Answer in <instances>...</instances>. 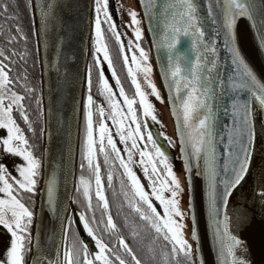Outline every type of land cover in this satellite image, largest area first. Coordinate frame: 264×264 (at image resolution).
<instances>
[{
  "label": "snow or ice",
  "instance_id": "6c2138e0",
  "mask_svg": "<svg viewBox=\"0 0 264 264\" xmlns=\"http://www.w3.org/2000/svg\"><path fill=\"white\" fill-rule=\"evenodd\" d=\"M140 2L144 3L145 0ZM216 2L222 14L220 26L225 37L224 46L235 71L227 81L212 75L216 61L209 60L206 53L211 51L214 54L216 46L211 36L206 38L204 25L207 17L200 14L198 0H170L165 5L167 15L162 37L169 49L168 62L160 69L164 77L162 84L168 88L165 95L152 78L153 65L149 50L139 42L143 30L137 9L132 7L128 10V27L134 32L135 40L129 38L125 42L110 10V0H95L93 60L87 65L85 128L81 146L82 161H86L89 173L84 174L85 163L82 162L81 174L74 183L75 193L67 197L68 200H76L80 206L79 214L76 216L68 213L67 205L62 209L65 215L61 217L60 241L53 245L55 255H44L39 240H36V255L32 256L31 264H204L200 253V237L195 227L192 197H189L187 207L182 206L181 194L185 188L180 175L174 170L168 152L157 141L151 129L145 131L147 117L153 121L159 119L150 95L160 101H171V111L176 117L175 128L179 133V150L183 154V170L189 185L194 168L200 169L205 178L204 196L213 225V240L222 264H253L248 258L249 251L242 234L238 235L232 230L233 215L236 223L240 224L247 221V212L236 209L233 213L229 206L234 190L246 180L253 162V143L256 137L254 113L257 108L264 110V65L258 71L238 41L245 23L256 27L258 19L264 22V0ZM27 5L33 10L37 7L34 0H27ZM151 6L145 4V8ZM55 7L53 2L39 5L40 21L36 31L45 38L46 47L52 37L50 25L54 28L57 19ZM115 7L119 9L120 5L115 4ZM208 11L215 15L211 5ZM0 14L17 21L13 25L15 32L6 25H0V31L7 28L6 40L15 42L21 36L27 39L18 3L2 0ZM102 22L119 42L124 62L128 65V75L135 87L132 94L126 91L113 65ZM259 27L257 51L264 53V23H260ZM182 34L191 38L190 49L173 53ZM54 39L59 59L64 37L57 32ZM133 47L139 50V55L133 51L129 56L126 49ZM13 55L23 59L24 54H17L15 49L10 54L6 47L0 46V228L9 234L8 242L0 250V264H28V252L33 243L31 225L35 215L28 200L33 199L37 191H41L42 194L46 193L48 204L54 209L57 180L54 173L46 174L44 189L39 188L42 160L36 154V146L26 131L35 132L31 109L26 103L35 89L27 79L26 68L23 69V78L12 75L15 63ZM94 66L98 91L106 100V105L97 101L92 92ZM105 67L111 70L115 87L105 74ZM138 72L143 73L148 90L138 78ZM217 83L222 96L228 94L225 89L232 96L230 103L233 122L226 126L227 144L222 153L217 151L215 110L209 103V97L216 95L214 87ZM36 103L39 109V96L36 97ZM161 135L167 138L168 144L174 143L166 132ZM141 141L144 143L141 144ZM98 152L103 153L104 163L109 165L108 185L113 182L114 168L123 170L120 188L123 200L143 221L137 224L125 215L124 227L128 229V235L135 241L139 236V228L151 231L153 241H165L159 253L149 244L151 255H140L126 235L122 234L123 229L114 218L106 195ZM137 152L139 158L134 160ZM136 164L141 166L147 181L142 182L134 167ZM261 177L264 181V166ZM254 194L264 209V182L256 185ZM113 196H116L115 191ZM123 206L117 202V215ZM186 218L191 221L189 234L196 241L195 244L185 234V228L188 227ZM77 221L82 223V230L88 233L91 245L80 234L81 230L73 229ZM69 233H72L71 236Z\"/></svg>",
  "mask_w": 264,
  "mask_h": 264
},
{
  "label": "water",
  "instance_id": "95a60500",
  "mask_svg": "<svg viewBox=\"0 0 264 264\" xmlns=\"http://www.w3.org/2000/svg\"><path fill=\"white\" fill-rule=\"evenodd\" d=\"M134 1L140 16L143 37L149 50L154 72L162 93L166 95L168 88L162 84L164 77L160 74V69L168 62L169 49L162 37L164 35L165 16L167 15L165 5L170 0H145L144 3H141L140 0ZM50 2L56 5L54 11L57 19L54 28L50 25L49 30L52 37L49 38L46 47L45 38L38 34L36 29L39 27L40 21L39 5H47ZM34 3L37 5L35 10L29 6L39 68L42 116V169L39 188L44 189L46 174L54 173L57 180V200L53 209L48 204L46 193L42 194L41 191H37L34 206L35 215L31 227L33 243L28 255V264H31L32 256L36 255V240H39V246L44 255L49 253L55 255L53 245L60 241L61 217L65 215L62 209L65 205H67L68 213L76 215L72 211L73 199L68 200L67 197L73 195L74 190L81 100L89 53L93 9V0H34ZM198 3L200 14L207 17L204 25L206 38L211 36L216 46L214 54L211 51L206 53L209 60L216 61L212 75L227 81L228 77L235 71V66L232 65L231 57L224 46L225 37L220 26L222 16L220 7L216 0H198ZM145 4L152 6L145 8ZM210 5L214 16L208 11ZM260 23L264 22L258 19V26L256 27L245 23L241 28L238 41L243 45V51L251 58L258 71L260 66L264 65V53L257 51ZM57 32L64 37L59 59H57L54 39ZM190 45L191 38L182 34L180 42L172 51L173 53L185 51L190 49ZM210 47L211 45H209ZM109 71L111 70L105 67L106 75ZM174 90L173 87V92ZM214 91L216 95L209 97V103L215 110L217 151L222 153L227 144L228 128L226 126H230L233 122L230 103L232 96L228 89H225L228 94L222 96L218 83L215 85ZM165 102L177 147V154L172 152L168 155L173 164L181 167L182 170V178L185 183V207L189 203V197H192L191 203L196 217L195 227L200 237L201 256L204 264H222L221 258L217 254L216 243L213 240V225L210 222L204 196L205 178L200 169L194 168L191 173V185H189L186 172L183 170V154L179 150V133L175 128L176 117L171 111V101L166 99ZM253 119H257L264 127V110L257 108ZM261 162L262 159L255 164L256 166L253 165L255 168L250 170L246 180L234 190L231 198L238 208L236 206L234 208L232 203L229 206L233 213L236 209L247 212V221L240 224L236 223V217L233 215L232 230L238 235L242 234V239L246 241L249 251L248 258L253 261V264H264V209L260 206L262 210L258 211L257 216H254L252 214L254 202L249 195V193L254 194L257 184L264 182L261 177V169L264 165ZM250 187H252L251 190H249ZM188 222L190 229L192 227L191 221L188 219ZM75 225L77 229L81 230L80 234L87 239V232L82 230V223L77 221ZM188 239L193 244L196 243L189 233Z\"/></svg>",
  "mask_w": 264,
  "mask_h": 264
},
{
  "label": "flooded vegetation",
  "instance_id": "af4514ba",
  "mask_svg": "<svg viewBox=\"0 0 264 264\" xmlns=\"http://www.w3.org/2000/svg\"><path fill=\"white\" fill-rule=\"evenodd\" d=\"M95 0H93V9H92V30H91V35H90V39H89V53H88V59H87V65L89 63L92 62L93 60V49H92V39H93V34H94V16H95ZM141 26V25H140ZM102 28H105V37H106V42L109 46V50L110 53L112 55V59H113V65L117 70V74L121 77V83L124 85L126 91L129 94H132L135 90L134 85L131 83V77L128 75V71H127V66L124 62V58H123V54L120 51V45L119 42L115 39L114 36L111 35L110 32L107 31L106 29V24H104L102 22ZM33 33V30H32ZM141 42L143 43V38L141 39ZM144 46H146L143 43ZM0 46H4L8 49L9 53L11 54V50L15 49L16 44H14L12 41H8L5 39H1L0 40ZM17 54H22V52H17ZM102 55V53H101ZM37 56V55H36ZM13 60L15 61L14 65H13V69H12V75H17L18 72L20 71L19 68H21L22 70L24 69V63L22 61V59L19 58V55H13L12 56ZM106 64V62H104ZM38 66V65H37ZM86 74H87V67H86ZM24 76V75H23ZM22 76V77H23ZM97 72H96V68L95 66L93 67V87H92V92L96 98L97 101H100L101 103H104L105 105L107 104L106 100L104 99V97L102 96V94L98 91V87H97ZM31 87L33 88V86L31 85ZM35 88H38V93L40 95V84H39V80L37 81V85ZM18 90H22V89H18ZM36 95L37 93L34 92L33 96H34V103L36 104ZM86 95H87V84H86V75H85V82H84V86H83V92H82V100H81V116H80V128H79V140H78V149H77V159H76V170H75V179H74V183L75 181L78 180L80 174H81V163L84 162L85 163V168H84V174L88 175L89 173V169L87 168L86 165V161H82V154H81V146H82V141H83V136H84V128H85V115H84V104H85V100H86ZM26 103L29 104L30 109H31V115H32V119H33V111H32V107L30 102H28V99L26 100ZM96 119L95 115H94V120ZM148 120V125L146 126V129H151V131L153 132V135L156 137L157 141L162 145V147H164L166 149V151L169 153H175L177 154V147H176V139L174 136V132H173V126L172 123H170V130L168 128V126H162L161 124H159L157 121H153L151 119V117H147L146 118ZM171 120V119H170ZM33 121H35L33 119ZM109 123L110 119H109ZM115 127V125H113ZM28 132V134L32 137V135L30 134L31 130H26ZM162 132H166L168 134V136L172 137L174 143L173 144H168L167 138L163 135H161ZM144 141H141V144H143ZM36 154L38 156H40L41 160H42V150H41V145H40V150L36 149ZM114 155V154H112ZM139 158V153L137 152L135 154L134 160ZM98 159L100 160L101 163V170H102V174L104 175V180H105V191H106V195L108 196V199L110 201L111 204V210L112 213L114 215V218L117 220L118 224H120L121 228L123 229V233L124 235H126V238L129 240L130 243H132L134 245V247L136 248L137 252L140 255H144V256H148L151 255V253L148 250V245L152 244L153 247L155 248V250L157 251V253H159L160 249L162 246L165 245V241L163 240H157V241H153L152 240V236L153 233L149 230H146L144 228H139V236L137 237V239L135 241L132 240V237L130 235H128V229L124 227V216L126 215L128 217V219L130 221H134L137 224H142L143 221L140 220V218L138 216H136L133 212V210L131 208H129L127 206V202L123 200V192L120 191L121 188V173H122V169L114 168L113 170V182L111 185H108L107 183V171H108V164L104 163V155L101 152H98ZM116 165H119V161H116ZM134 167L137 169L138 175L141 176V180L142 182L147 181V177L143 175L142 170H141V166L139 164L134 165ZM174 170L178 172V174L180 175V179H181V183L185 188V183L183 181L182 178V170L181 167H177L173 164ZM41 178V176H40ZM93 183H94V178H93ZM115 191L116 196H113V192ZM75 193V188L73 190V194ZM36 195L37 192L35 194H33V199L28 200V203L32 206L33 210H34V206H35V199H36ZM94 202H95V198H94ZM117 202L122 203L124 206L122 209H120V214L117 215V207L116 204ZM181 204L182 206L185 207V191L181 194ZM79 205L77 204L76 200L73 199V212L76 213V215L79 214ZM72 212V213H73ZM97 216H99V211H97ZM186 224L188 225V227L185 230V234L188 238V233H189V222L188 219L186 218ZM32 227V225H31ZM73 229L77 230L75 223L73 224ZM8 233L3 229L0 228V242H4L5 241V236ZM87 240H89V243L91 245V240L88 237V233H87Z\"/></svg>",
  "mask_w": 264,
  "mask_h": 264
},
{
  "label": "trees",
  "instance_id": "16d2710c",
  "mask_svg": "<svg viewBox=\"0 0 264 264\" xmlns=\"http://www.w3.org/2000/svg\"><path fill=\"white\" fill-rule=\"evenodd\" d=\"M2 2V0H0ZM10 3H18L20 6V10L22 13V19H23V26L25 28V31L27 32V39H25L23 36H21L17 41L13 42L16 44L15 50L19 53L22 52L23 55V63H24V69H27V79L30 81V85L33 86L35 89L33 92H31L30 97L28 98V102H30L32 111H33V119L35 132L30 131V134L32 135V142L35 144L36 149L40 150L41 145V130H42V116H41V108L39 106V109L37 108V103H34V92L37 93L36 97L39 96L38 88H35L37 85V81L39 80V68L37 63V56H36V49H35V41L34 36L32 33V22H31V16H30V6L27 5V0H9ZM17 23V21H13L10 19H7L3 14H0V25H6L8 28H11V31L15 32L16 29L13 27V25ZM7 28L4 29V31H0V40L5 39L6 37ZM143 43L146 45L144 39ZM20 71L18 72L17 76L24 75V72L21 68H19ZM72 233H69V236H71ZM29 253V252H28Z\"/></svg>",
  "mask_w": 264,
  "mask_h": 264
},
{
  "label": "rangeland",
  "instance_id": "374dc122",
  "mask_svg": "<svg viewBox=\"0 0 264 264\" xmlns=\"http://www.w3.org/2000/svg\"><path fill=\"white\" fill-rule=\"evenodd\" d=\"M115 4H119L120 5L119 9H117L115 7ZM109 6H110V10L112 11V15H113L114 19L116 20L121 32L123 33L122 38L125 40V42L129 38L135 40L134 32L132 31V29L130 27H128V24L130 23V17H129V14H128V10H129V8H132V7L136 8L135 1L134 0H110V5ZM139 42L142 44L143 47H145L147 49V47L144 46L141 41H139ZM126 50H127L128 54H129V56H131V53L133 51H135L137 53V55H139V50L135 49L134 47L133 48H127ZM126 66L128 68L127 64H126ZM107 75L110 78V82H112L114 87H115L114 78L111 77V71H109ZM137 76L141 80L142 85H145L146 90H148V88L146 86V82L144 81V78H143V73L142 72H138ZM152 78L155 80L157 86L160 87L159 83H158V80H157V77H156V74L154 72V68H153V72H152ZM117 91H118V89H117ZM149 98L153 99V101H154V103L156 105V110H157L158 117H159V119L156 120V121L159 124H161L162 126H168V128L170 130V125H171L170 123H172V122H171L170 117H169V113H168L166 102L165 101H160V100L156 99L154 96H151V95H150ZM111 126L114 128L113 125H111ZM118 143L121 144V145L123 144L122 141H118ZM125 155H126V153H125ZM251 189H252V187L249 188V190H251ZM247 191H248V189H247ZM249 195L251 196V199L254 202L253 206H252V208H253L252 214L254 216H257L258 211L262 210L260 208L259 198L255 194L252 195V194L249 193ZM186 228H185V230H186ZM8 240H9V234H7L5 236V241L4 242H0V250L4 249V246L8 242Z\"/></svg>",
  "mask_w": 264,
  "mask_h": 264
},
{
  "label": "bare ground",
  "instance_id": "6f19581e",
  "mask_svg": "<svg viewBox=\"0 0 264 264\" xmlns=\"http://www.w3.org/2000/svg\"><path fill=\"white\" fill-rule=\"evenodd\" d=\"M254 120H255V127H256V137L253 143L254 156H253V162H252L251 169H250L251 171L253 170V168H255L254 167L256 166L255 164H257V162L260 159H262L261 163H263L264 165V127L257 119H254ZM230 200L234 208L235 206L237 207L234 200L232 198H230Z\"/></svg>",
  "mask_w": 264,
  "mask_h": 264
}]
</instances>
